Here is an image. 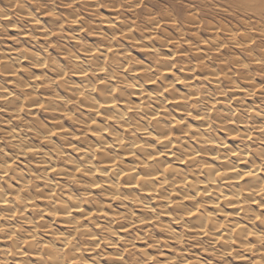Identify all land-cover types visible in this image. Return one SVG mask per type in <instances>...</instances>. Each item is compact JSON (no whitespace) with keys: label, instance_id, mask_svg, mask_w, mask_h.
Wrapping results in <instances>:
<instances>
[{"label":"bare ground","instance_id":"bare-ground-1","mask_svg":"<svg viewBox=\"0 0 264 264\" xmlns=\"http://www.w3.org/2000/svg\"><path fill=\"white\" fill-rule=\"evenodd\" d=\"M25 12L26 22L39 29L38 44H46L53 30L40 28L38 19ZM167 12L164 18L161 14L146 20L150 33L125 25L116 14L102 18L94 25L97 45L83 43L77 55L62 53L69 73L26 48L0 51L1 78L6 82L0 83V104L6 114L0 133L15 153V157L0 153V264L10 260L11 264H100L93 250L108 245L109 237L97 235L102 230L116 235L111 245H122L118 250L111 246L110 262L140 264V258V263L124 259L123 252L144 242L153 226L175 242L183 236L175 231L180 227L189 238L213 246L221 258L234 254L241 264L247 263L246 258L264 263V85L249 76L242 78L239 69L226 71L220 66L221 73L207 65V51H217L223 43L198 45L192 50V64H186L185 53L176 49L177 37L165 36L159 41L161 49L153 45L152 32L161 20L171 23L167 28L173 31L178 28L172 12L170 17ZM9 19L0 13V23L28 39L29 34ZM70 21L74 32L84 28ZM74 32L68 38L77 48L80 38ZM228 36L243 50L249 46L246 33L229 30ZM124 42L142 49L144 62L137 61ZM250 50L246 52L253 55L249 59L253 66L264 68V51L255 55ZM30 62L33 76L20 81L14 70ZM43 72L54 76L55 83L49 84L53 87L44 86L50 79ZM236 76L244 81H236ZM53 111L60 116H53ZM40 113L51 119L52 126L39 124ZM60 118L79 132L68 133ZM55 130L58 139L69 135L65 149L53 142ZM28 136L39 144H29ZM16 155L30 158L44 176L32 182L31 174L13 166L19 159ZM76 176L88 187L70 181ZM68 181L73 184L65 186ZM96 193L103 195L102 203L94 198ZM133 208L138 213L132 215ZM125 219L130 221L120 225ZM54 223L60 228L54 229ZM117 223L118 230L111 231ZM136 227L142 228L141 234L135 235ZM76 229L81 242L87 238V251H92L86 256L71 237ZM38 230L45 232L44 238L42 233L37 237ZM140 246H136L139 253L151 256L144 252L145 244ZM177 259L174 264L188 261Z\"/></svg>","mask_w":264,"mask_h":264},{"label":"rangeland","instance_id":"rangeland-1","mask_svg":"<svg viewBox=\"0 0 264 264\" xmlns=\"http://www.w3.org/2000/svg\"><path fill=\"white\" fill-rule=\"evenodd\" d=\"M12 1L13 0H10V2L5 4L4 2L2 3L0 1V13L3 12L7 13L10 18L9 20H11L9 23L11 24L14 23L15 25L19 26L21 30H25L29 34L28 35L29 37L28 39H22V37L16 35V33L13 30H11L12 26L4 25L0 23V25L2 26V27L0 26L1 52L6 53L11 48H16V49L26 48L37 54H41L42 56L49 58V60L53 64L66 68V72L69 73L70 68H67L65 62L63 61L64 58H62L63 57L62 53L66 52L67 50L70 51L71 54L77 55L78 51H80L78 49L79 47H83L82 46L84 45L83 43L96 44L97 40H95L94 38V36H96L95 35L96 29L94 28V25L98 24L99 21L102 20V18H106L107 16H110V14L111 15L116 14L115 16H118L119 19L122 20V23H125V25H127L128 23V25H133L134 27H138L142 33L143 32L150 33L151 30L148 29L149 26L146 20L151 17L158 19V17L162 16L161 14H163L162 17L164 18V15L168 11L167 15H169V17L171 16L170 14L172 12L173 16H171V18L172 19L176 18L175 20L178 28L176 29V31L175 30L173 31L170 28H167L168 25L171 23L161 20L160 27L156 31L152 32L154 34L152 36L153 39L151 41L153 45L155 46L158 45L156 47L160 48L161 45L159 44V41L164 40L166 38L165 36H167V38L177 37L176 41L178 40L179 41L178 43L175 44V46L177 47L176 49L178 51H182L185 53L186 59H184L183 61H185L186 64L187 63L192 64V62L193 63L195 62V59L193 58L194 55L192 54V50L198 47V45H200L199 47H202V45L205 46V44L206 45L214 44L213 42H215V44L217 42L223 43V45L220 46V48H218L217 51H212V50L207 51V56H206V62H208L207 65L211 66L216 71L221 73L223 71H220V66L225 67V69H227L226 71L229 70L233 71L239 69L241 74L239 71L237 72L238 75L241 76L242 78L243 77L247 78L249 76L252 80L255 81V83H261V85H264V68L254 67L253 63L249 60L253 55L251 56L250 52H246V50L251 49L250 51L253 52V54L259 55L261 54L262 51H264V0H135V1L134 0L133 1L132 0H96V4L93 5L89 4L91 0H14L13 2ZM146 9L151 10L152 14L150 16L147 15L145 16L144 13L147 11ZM25 11L26 12L29 11L32 15H34L38 19L39 21L38 24L40 28L43 27L45 28L44 30L46 31L53 30L52 32H54V35L48 38L47 40L48 42L45 41L46 44L43 45L38 44L39 40H38L37 31L39 29L34 28L35 26L32 25L33 24L32 22L31 24L26 22V20L23 17V13ZM188 14L190 15L189 17L194 16L195 20L193 19L194 17L190 19L188 17ZM51 15H54L55 17H57V19L52 18ZM186 18L190 19L192 22L190 20H188L189 23H187V21L185 22V20H187ZM70 20L72 21L76 20L75 25L78 23L79 25L77 24L76 26L82 27L83 25L84 28L81 29V31L74 32L73 30H76V28L72 26L73 22H71ZM195 21L196 22L198 21V23H196ZM146 29L147 32H145ZM161 30L164 31L162 32ZM229 30L236 32H243L246 33L248 36H250L248 38L249 41H247V44H249V46L245 47L244 48L245 50H243L241 46L234 45L233 42L229 39L228 36ZM72 32H74L73 34L75 35H79L80 38L77 48L73 47V45L71 44L68 38L69 35L72 34ZM210 41L213 42L211 43ZM245 42L246 41H244L243 43ZM126 45L129 47V49L130 48L133 49V50L130 49V53L132 54L133 57L138 59L137 61L144 62V57L141 54L143 52L142 49L136 48L134 46L131 47L129 44ZM214 48L216 49V47ZM213 54H216L217 56L213 57L214 56ZM236 59L240 61H244L245 65L247 66L241 67L239 64L237 65V63L234 61ZM34 68L35 67L32 65L31 62L30 64L23 63L22 67H18L14 71L16 73L17 78L20 81H29L30 78L33 76L32 74L34 73L33 71ZM1 71L2 68H0V83L3 81L2 83L6 84L3 78H1L4 76ZM44 74L48 76L46 77V79H50V81H47L44 84V86L53 87L50 86L49 84L51 82L55 83L53 81L54 76L51 73L49 74L48 72H45ZM239 76L236 77L238 78ZM241 77L238 78L239 80L236 79V81L243 82L244 80ZM52 91L56 92L55 89H53ZM36 93L41 94L40 91H36ZM72 105L77 108V105L71 104L70 106ZM52 113L53 116L55 117L60 116L59 112L53 111ZM48 114L52 116L50 113ZM36 117H37L36 119L39 121V124H41L42 126L43 125L46 127L52 126V124H50L52 123L51 119L46 115L40 113ZM3 119H6V114L4 112L3 107L0 104V128H1V120ZM60 120L63 126L67 128L68 133L79 132V129L77 127L75 126H73V128L70 127L68 125V122L65 121L64 118H60ZM60 120L58 119L59 122ZM14 127L17 128V125H14ZM19 127L20 126H18V128ZM57 133L58 131L55 130L54 131L55 136H53V142L58 141L60 147L63 149L64 148L63 144L65 142L70 141V139L68 138L69 135H67L66 133L65 136H62L60 137V139H58L56 137L58 135ZM25 139H27V141L31 145L39 144V141L35 140L32 137L28 136ZM13 150L14 149L12 148V145L9 144L8 142H5V140L3 139L0 133V153H3L8 157L10 156L15 157V153L13 152ZM70 154L71 153H69V155ZM16 157L19 159L17 160L15 159V162L13 163L14 167H16L17 169L19 168V170L21 171H24L25 173H27V175L31 174L30 176L32 177V182L35 181L33 178L36 176H39L38 179H41L40 175L42 176L43 174H41L39 170H36L34 168L33 161L30 158L28 159L27 157H19L18 155H16ZM60 163L62 164V162ZM75 178L72 177L70 181L73 180V182H78V185H80L81 182L78 179L79 177H77L76 179ZM35 179L37 180V178ZM70 181H68L65 186L72 185L73 182ZM2 185L4 184L2 183ZM80 186H82V188L88 187V183L82 182ZM100 194L101 193H96L97 198L96 197L94 198L97 201L100 200V202L102 203L103 195ZM136 213H138V210L136 208H133L132 215ZM129 221L130 220L125 219L123 220V222H120V225H125ZM118 225L119 224L117 223V227H116V224L115 225L113 224V227H111L112 228L111 231L113 230V232H116L118 230V227L120 226ZM52 227L54 229L60 228V226L56 223L52 224ZM135 229L133 231L134 233L136 232L135 235L141 234L142 228L139 229L136 227ZM179 229L180 227L178 228L175 226V231L181 232L183 236L181 238V241L175 242L174 240L168 238L165 232H161V231L158 232V229L155 226L150 227V229L147 231L146 234V236L147 235L148 236L146 237L144 242L137 241L135 242L134 249L123 252V256H125L124 259H129V260L134 259V261H138V262L141 260L142 262L141 263L139 262L140 264L142 263L143 264H174L178 262L177 256H181L182 259L188 260L187 262H185V264H241L239 261H237L238 258H235L233 256L234 254L223 255L221 258L219 254L218 255L215 254L214 251L216 250H213L212 248L213 246L211 245L209 246L202 239H193L192 237L189 238L186 231H184L182 228L180 230ZM79 230L80 229H76L75 231L76 235L71 237L73 241L78 242V244L82 246L81 250H83V256L84 255L86 256L89 252L92 251H87V249H89L86 242L87 238H83L85 239V242L80 241L81 240L79 238L80 232L79 233L77 232ZM42 232L44 231L38 230L39 234L37 233V237H39V235ZM106 234L107 232L105 230H102L101 232H97L98 237L100 236L109 237L108 239L106 238L108 245L106 244L107 247H105L106 246L105 244L102 246L100 245L101 247H98V249L93 250V252L96 251L97 255L95 257H97L96 260L100 261V264H114L109 261L112 256L111 253L113 251L112 249H114L111 246L115 245L114 247H116L118 250L120 249V246L122 247V245L119 243L111 245L110 243L115 242L114 240L116 238V235L114 234L109 236L108 234L107 235ZM44 236L45 234L40 235L41 238H44ZM152 240H156V241L159 240L160 241L159 243L161 245L157 243L159 245L156 246L155 242H152ZM143 243L145 244L144 247L145 249L144 248L142 249H144V252L146 251L145 253L147 255H151V256L146 257V255H142V253H139L140 251L137 250L138 248H136V246L139 247L141 245L140 247H143L144 246ZM85 249L86 251H84ZM126 252H130V253H126ZM135 256L137 260H135L134 258ZM173 256L176 259L172 258ZM252 256L256 257V255L254 256V254ZM251 259L252 258H249L247 260L246 258L245 261L248 264H258V263L264 264L260 262V260L253 261ZM10 261H8L9 263L8 262L7 263L8 264L13 263V262L10 263Z\"/></svg>","mask_w":264,"mask_h":264}]
</instances>
